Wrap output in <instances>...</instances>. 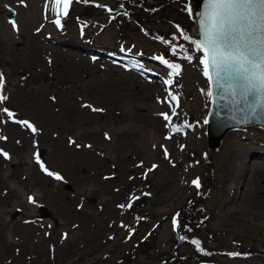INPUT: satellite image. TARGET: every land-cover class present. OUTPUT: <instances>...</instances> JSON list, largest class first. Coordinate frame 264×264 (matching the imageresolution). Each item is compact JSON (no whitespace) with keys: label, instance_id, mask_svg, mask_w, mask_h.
<instances>
[{"label":"rangeland","instance_id":"374dc122","mask_svg":"<svg viewBox=\"0 0 264 264\" xmlns=\"http://www.w3.org/2000/svg\"><path fill=\"white\" fill-rule=\"evenodd\" d=\"M89 1L106 6L98 7L93 18L104 25H90L84 32L78 19L68 16L75 0L66 16L63 4L59 6L60 26L53 23L57 15L50 0H0V71L7 97L0 109L14 113L13 119L0 111V150L11 157L0 155V264H96L107 255H111L107 261L117 262L140 240L126 241L130 208L119 205H132L143 193H150L144 196L159 224V244L157 251L131 264H179L173 220L192 197V181L206 170L202 162L206 154L211 155L220 181L205 204L212 212L210 227L220 235L213 245H223L229 252L240 247L253 250L245 258L218 260L264 264V131L257 127L229 131L219 149L211 151L203 126L211 102L210 80L203 78L199 63L203 54L195 52L191 62L184 59L181 78L173 76L156 58L167 51L157 38L135 34L126 26L117 29L107 10L115 0ZM148 25L177 30L162 19H152ZM64 49L77 54H66ZM95 57L102 61H94ZM27 75L42 83L33 84ZM168 80L173 83L168 85ZM153 87L161 93L152 95ZM186 111L199 124L183 128ZM164 113L174 117L170 125ZM23 121L38 131L32 133ZM241 145L255 154L238 159ZM84 148L104 162L106 167L100 169L113 174L117 166L120 175L75 169L85 162ZM38 149L46 150L39 162ZM41 165L64 179L48 176ZM244 187L245 196L240 198ZM159 189L164 197L157 195ZM63 195L72 206L64 205ZM40 206L52 218H44ZM17 211L19 216L13 219ZM117 213L114 228L108 227ZM147 231L145 227L140 237ZM186 251L179 249V254Z\"/></svg>","mask_w":264,"mask_h":264},{"label":"trees","instance_id":"16d2710c","mask_svg":"<svg viewBox=\"0 0 264 264\" xmlns=\"http://www.w3.org/2000/svg\"><path fill=\"white\" fill-rule=\"evenodd\" d=\"M115 1V6L109 7L113 10L109 12V14L111 16V21L115 23L117 29L119 30L122 26H126L131 28L135 34L140 33L157 38L166 46L167 51L163 50L160 54H156V58L163 57L167 59L169 63L180 65L181 71L177 77L181 78L184 70V54L180 53L179 55H173L171 49L173 46L177 48L183 46L185 49H188V54L193 55L195 53V51H193L194 45L189 41L183 40L181 37V32L192 37L195 26L188 14L187 0ZM75 3L76 7H71L68 16L77 18L84 32L90 25H104L102 21L93 18L96 15V11H98L97 5L106 7L105 5L92 3L89 0H87V2H84V0H75ZM78 6L82 8L80 11L77 9ZM175 13L177 14L176 17ZM152 19H162L164 22L173 23L177 30L166 31L158 28H151L148 24ZM121 39L123 42L125 41L123 37ZM121 48V51L126 52L124 46L121 45ZM1 66L0 63V67ZM23 73L24 72L21 74ZM0 74L3 73L0 71ZM26 78H29L35 85L42 83L40 79L30 78V75H27ZM185 114L186 118L183 119L182 122L184 128L197 123L190 112L186 111ZM197 124H199V122ZM203 126L205 127V124H203ZM258 129L264 131V128ZM202 162L204 166H206V170L198 177L201 187L199 189L196 187L194 188L192 197H190L174 216L178 234L177 238L174 239L177 244L174 246V250H176L175 255H178V257H176L178 258L179 264H185L186 262H193L194 264H227L220 262L218 260L219 257H223L225 260L231 258L230 256H238L240 258L248 257L252 254V249L240 247L236 252H229L223 250L225 249L223 245H213L218 242V237L220 235L210 227L212 212L205 204L212 198L220 181L214 171L215 166L212 162L211 155L206 154L205 157L202 158ZM147 207V197L141 196L132 204L129 212L132 220L127 226L128 237H126V241L130 242V239L135 240L140 238L139 242L132 244L130 249L123 254V257L119 261L110 263L107 260L111 255H107L101 261L96 262V264H103V261H105V264H131L137 261L141 256H150L152 252L157 251V246L159 244V231L157 227L159 224L156 222V216L153 215ZM145 227H147L148 231L145 236L140 237ZM223 234L225 233L221 235ZM181 236L184 237L183 240H181ZM193 241H197L199 247H197ZM184 247L187 248L188 251L180 255L179 249H183Z\"/></svg>","mask_w":264,"mask_h":264},{"label":"snow or ice","instance_id":"6c2138e0","mask_svg":"<svg viewBox=\"0 0 264 264\" xmlns=\"http://www.w3.org/2000/svg\"><path fill=\"white\" fill-rule=\"evenodd\" d=\"M50 2L53 4V11L57 15V19L53 23L60 26L59 6L63 4V14L66 16L68 5L71 4L72 0H50ZM84 2H87V0H84ZM97 6L103 7L101 5ZM107 10L109 12L113 11L111 8ZM188 11L191 12L192 9L190 8ZM11 22L14 29L18 31L16 22ZM201 35L202 40L197 41L181 32L182 39L194 45L193 51L203 54L199 61L204 68L203 74L208 80L215 82L218 94L226 93L236 96L237 89H239V95L247 107V115L256 118L264 113V0H207L201 16ZM171 51L173 55L183 53V58L189 62L193 60V56L188 54V49L183 46H179V48L173 46ZM158 59L171 69L173 76L180 73V65L169 63L163 57ZM2 82L3 77L0 74V102L7 99L2 93ZM172 83V80L167 81L168 85ZM207 94L211 96L213 93L209 91ZM171 99L176 100V96H171ZM84 106L90 107L89 105ZM91 110L103 111V109L96 108ZM0 111L6 117L14 119V113L9 109L3 108ZM162 115L164 120L171 123L169 114L164 113ZM207 122V120L204 121V123ZM21 123L26 125L34 134L38 131L31 122L23 121ZM175 131L178 132L180 129L176 128ZM70 143H75V141L70 139ZM77 147H80V145H77ZM0 155H3L5 159L11 158L3 150H0ZM165 157L167 158L166 150ZM36 159L39 162V153L36 154ZM41 168L48 176H54L57 180L64 179L60 174L48 170L43 165H41ZM192 184L197 189L201 187L199 178L194 179ZM143 194L150 195V193ZM135 199H139V197H135ZM131 200L132 197H130ZM29 201L35 203L32 197H29ZM131 206V202L127 205H119V207L128 208H131ZM121 227L125 226L121 224ZM183 239L184 237L181 236V240ZM193 243L199 247L197 241H193Z\"/></svg>","mask_w":264,"mask_h":264},{"label":"water","instance_id":"95a60500","mask_svg":"<svg viewBox=\"0 0 264 264\" xmlns=\"http://www.w3.org/2000/svg\"><path fill=\"white\" fill-rule=\"evenodd\" d=\"M189 16L195 24L193 38L197 41L202 40L201 35V16L207 4V0H187ZM211 95L210 110L207 118V137L211 151L219 149L229 131L239 130L244 127H264V113L253 118L247 115V107L242 97L231 94H218L217 86L214 81H210ZM239 101V102H238ZM40 160L46 153L45 149H38ZM36 153V154H37ZM39 212L44 218H52V213L45 207L40 206ZM19 216V212L13 214V219ZM176 262V261H175ZM167 264V263H161ZM172 264V263H171Z\"/></svg>","mask_w":264,"mask_h":264},{"label":"bare ground","instance_id":"6f19581e","mask_svg":"<svg viewBox=\"0 0 264 264\" xmlns=\"http://www.w3.org/2000/svg\"><path fill=\"white\" fill-rule=\"evenodd\" d=\"M66 54H71V55H75L77 54L76 52H73V50L71 49H64ZM94 61L96 60L97 62H101L102 59L100 57H95L93 58ZM81 61H85L84 59H82ZM81 68V65H77V69H80ZM203 78H205L204 74H203ZM130 92V91H129ZM156 94V93H161V90L158 88V87H153L152 90H151V94L153 95ZM174 117L172 116L171 117V123L173 121ZM169 125L171 123H169L168 121H166ZM92 139L96 138L95 136L92 135L91 137ZM86 149V148H84ZM90 150L91 149H86V152L88 154H86V159H85V162H82L80 163L78 166L75 167V169L77 170H80L82 169L84 173L86 172H91L93 173L94 175H97V174H105L107 175L108 177H118L120 174H119V168L117 166H114V173L111 174L109 173L108 171H104L103 169H100V168H103V167H106V165L104 164L103 161H97L95 159V156L91 155L90 153ZM238 151H239V156H238V159H243L244 157L248 156L249 154H255L253 151V149L250 147V148H247L245 145H241V146H238ZM95 163H94V162ZM254 171V169L252 168L251 171H250V176L252 175V172ZM250 176H248V179H246V183L249 182V178ZM245 193H246V187H244V189H242V191L240 192V198L241 197H244L245 196ZM157 195L159 197H164V194H163V190L162 189H159L158 192H157ZM64 196V195H63ZM63 202H64V205H69V206H72V201L71 200H67L66 196H64V199H61ZM253 204H250V206H252ZM70 215H73V217L75 219H83V217L80 215L76 216V214L72 213V212H69ZM78 214H83V210L79 209L78 210ZM118 216V213L115 215V217L109 222V225L108 227H112L114 228V220L115 218ZM46 263H49V261H46V262H43L41 261V264H46Z\"/></svg>","mask_w":264,"mask_h":264}]
</instances>
